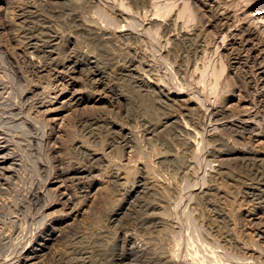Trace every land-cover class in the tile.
<instances>
[{
	"label": "rangeland",
	"instance_id": "1",
	"mask_svg": "<svg viewBox=\"0 0 264 264\" xmlns=\"http://www.w3.org/2000/svg\"><path fill=\"white\" fill-rule=\"evenodd\" d=\"M132 1L0 0V264H264V0Z\"/></svg>",
	"mask_w": 264,
	"mask_h": 264
},
{
	"label": "bare ground",
	"instance_id": "2",
	"mask_svg": "<svg viewBox=\"0 0 264 264\" xmlns=\"http://www.w3.org/2000/svg\"><path fill=\"white\" fill-rule=\"evenodd\" d=\"M132 1V0H131ZM133 2V6H135L136 5V7H137V4H140V2H142V0H133L132 1ZM143 3V2H142ZM124 33V37L126 38V39H128V40H130V39H134V38H136V34L134 33V31L131 29V28H129V27H127L125 30H122ZM121 31V32H122ZM93 35V34H92ZM96 36H97V33L95 34ZM31 37V36H30ZM103 37V36H102ZM28 38V37H27ZM27 42V41H26ZM28 43V42H27ZM50 43V42H49ZM47 44V43H46ZM47 64V63H46ZM70 68V67H69ZM68 68V69H69ZM72 68V67H71ZM90 74V73H89ZM99 74V73H98ZM92 76H93V73L91 74ZM94 75H96V74H94ZM33 103V102H32ZM36 104V103H35ZM4 141V140H3ZM5 142V141H4ZM118 142V141H117ZM256 154V153H255ZM3 159H5V158H3ZM253 161L255 160L254 158L252 159ZM257 160V159H256ZM247 161V160H246ZM256 162V161H255ZM254 162V163H255ZM258 162V161H257ZM263 162V161H262ZM248 163V162H247ZM260 164V163H259ZM259 164L257 163V165L259 166ZM263 164V163H262ZM2 165V164H1ZM253 165V164H252ZM264 165V164H263ZM242 166V165H241ZM254 166V165H253ZM256 166V165H255ZM252 167V166H251ZM255 168V167H254ZM260 168V167H259ZM262 169H263V167H261ZM9 169V168H8ZM258 169V168H257ZM2 170V169H1ZM4 170V169H3ZM247 170V169H246ZM8 171V170H7ZM258 173V172H257ZM261 173V172H260ZM257 196V195H256ZM254 197V196H253ZM258 199V198H257ZM138 214V213H137ZM130 222V221H129ZM144 223V222H143ZM147 232V231H146ZM137 252V251H136ZM78 253V252H77ZM135 253V252H134ZM140 253H142L141 251H140ZM144 253V252H143ZM145 253H146V251H145ZM144 253V254H145ZM148 253V252H147ZM114 254V253H113ZM133 254V253H132ZM137 255H138V253H137ZM136 255V256H137ZM140 255V254H139ZM147 255V254H146ZM135 256V255H134ZM147 257V256H146ZM137 258H138V256H137ZM150 258V257H149ZM154 258V257H153ZM142 259H145V258H142ZM160 259V258H159ZM158 259V260H159ZM139 260V259H138ZM147 260V259H146ZM152 260V259H151ZM150 260V261H151ZM244 260V259H243ZM32 260H29V262H31ZM137 261V260H136ZM144 261V260H143ZM148 261H149V259H148ZM168 261V260H167ZM170 261V260H169ZM85 262V261H84ZM141 262V261H140ZM156 262V261H155ZM159 262V261H158ZM165 262V261H164ZM163 262V263H164ZM24 263H25V261H24ZM145 263V262H144ZM148 263V262H147ZM161 263V262H160ZM168 263V262H167ZM170 263V262H169ZM168 263V264H169ZM141 264V263H140ZM142 264H143V262H142ZM162 264V263H161ZM166 264V263H165Z\"/></svg>",
	"mask_w": 264,
	"mask_h": 264
}]
</instances>
